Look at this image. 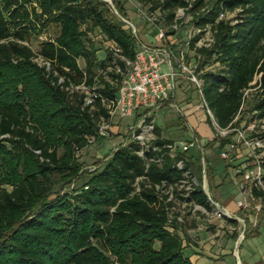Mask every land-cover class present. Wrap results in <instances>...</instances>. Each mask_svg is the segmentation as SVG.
I'll return each mask as SVG.
<instances>
[{"label": "trees", "instance_id": "obj_1", "mask_svg": "<svg viewBox=\"0 0 264 264\" xmlns=\"http://www.w3.org/2000/svg\"><path fill=\"white\" fill-rule=\"evenodd\" d=\"M138 1L158 11L167 25L187 5ZM115 8L127 16L121 0ZM189 12L195 26L210 25L214 35V43L197 52L203 97L216 124H240L235 119L244 91L259 74L250 110L264 119V0H195ZM223 13L234 17L221 18ZM96 31L135 59L132 31L103 0H0V264H193L184 252L185 231L171 223L175 204L165 192L174 187L181 201L208 212L213 207L200 177L188 196H180L176 185L184 173L191 169L197 177L201 168L189 153L172 157L167 145L174 142L160 128L157 150L145 149L141 157L137 143L118 146L79 193L51 198L55 175L66 182L79 177L76 152L93 137L102 139L99 123L108 119V104L117 96V86L103 72L121 77L107 71L112 54L98 56L100 47L91 38ZM211 64L219 67L206 70ZM82 84L95 94L92 105L75 90ZM253 194L262 196L255 188Z\"/></svg>", "mask_w": 264, "mask_h": 264}, {"label": "built area", "instance_id": "obj_2", "mask_svg": "<svg viewBox=\"0 0 264 264\" xmlns=\"http://www.w3.org/2000/svg\"><path fill=\"white\" fill-rule=\"evenodd\" d=\"M127 1L136 9L140 20L144 21L146 26L157 32V41L156 44H145L142 42L138 37L135 25L130 22L127 16L121 14L115 6L111 5L114 15L132 31L136 39L137 49L135 59L129 60L123 55L122 49L115 42L110 40L102 41L108 53L112 54L113 57V65L108 67L107 71L114 69L115 73L120 75L121 79H112L106 74V71L103 72L104 79L110 84L117 86V96L108 104V119H101L97 132L98 136L107 138L109 137L111 126L117 127L120 122L126 119H132L133 124L128 126L127 129L128 137L119 146L137 143L142 147L141 151L138 152V155L141 157H144L145 149L157 150L154 146V141L158 137L156 130L158 128L157 117L160 110L166 107L164 103L169 101L168 106L174 108L182 117L183 113L177 104L176 93L182 82H189L198 92L201 108L205 111L207 118L209 117L211 119L218 137L228 140L227 146L230 147L229 151L237 152L241 147L246 148L252 151V155L255 158L252 166L238 171V174L240 173L242 178L239 189L246 197L244 202L238 203V208H247L248 203L255 199H259L264 203V167L260 161L264 151V139L261 137H251V133L256 128V122H264V119H257L255 117L257 112L253 111L250 123L247 126L246 124L241 126L245 120L239 125L227 129H221L216 124L213 113L203 97L202 74L204 70L199 69L202 55L197 52V49L210 47L214 43V35L210 25L203 28L195 26L194 16L189 12L195 0H185L187 5L179 7L176 10L174 20L168 25L162 17L160 18L161 15L158 11L151 12L149 10L150 6L144 5L138 0ZM158 15L160 16L158 17ZM230 15L223 13L221 14V18L229 19ZM183 28L186 29L187 34L182 40V43L179 44L176 38L182 35ZM193 43L194 47H192ZM118 60L122 63L125 70L118 63ZM165 66L167 67L166 71H164ZM260 79L261 74L257 75L251 83L250 86L252 88L244 91L242 106L235 119L236 122L242 121L241 113L245 106L246 97L251 90H257L259 88V85H256L260 82ZM60 82L63 81L61 80ZM75 90L86 95V105L93 104L95 94L85 84L77 86ZM118 132L120 133V131ZM194 137L196 139L195 133ZM92 139L96 140L94 137ZM193 146L194 144L189 142L182 144L181 148L178 142H174L167 145V148L170 150V155L175 157L179 153H189L190 148ZM229 151L223 152L221 157L226 160L229 157ZM177 167L183 169L184 161L178 160ZM206 174L207 172L204 167V178H206ZM183 176L184 178L176 185V190L182 197H186L195 186L199 185V181L191 169L187 170ZM206 186L202 184L213 210L208 212L201 206L190 205L202 210L207 215L211 213L220 219L230 217V213L213 200ZM254 188L262 193V196L257 198L253 194ZM156 189L159 190L160 186H156ZM165 194L168 196V201L175 204L178 198H176L174 187L169 188ZM245 232L246 230L242 232L241 240L244 239Z\"/></svg>", "mask_w": 264, "mask_h": 264}, {"label": "rangeland", "instance_id": "obj_3", "mask_svg": "<svg viewBox=\"0 0 264 264\" xmlns=\"http://www.w3.org/2000/svg\"><path fill=\"white\" fill-rule=\"evenodd\" d=\"M103 1L107 2L111 7V5L115 6L116 1L120 0ZM121 1L124 3L127 18L136 27L139 39L145 44H156L157 32L146 26L144 21L140 20L136 13V9L130 2H127V0ZM233 17L234 15L229 16L230 19ZM56 32L57 28L53 25L49 31V34L53 37ZM181 34V36L176 38V40L179 41V44H181L182 40L186 37V29L183 28ZM91 38L100 47L98 56L101 59L104 58L105 55L108 54V51L104 47L101 35L98 31H96L92 33ZM32 48L34 51H37L38 44L36 41H33ZM34 62L38 63L40 66L43 65L40 60H35ZM79 64L81 67H84L82 60L79 61ZM218 67V64H211L205 69L214 70ZM166 70L167 67L165 66L164 71ZM255 93L256 90H251L246 97L245 106L241 113V122L244 120L245 121L241 124V126L245 124L247 126L250 123L252 116L250 107ZM176 101L183 113V116L181 117V115H179L174 110V108L168 106L169 101H166L164 103L166 107L160 110V113L157 117L158 128H160L164 139L178 142L181 148L182 144L184 143L192 142L194 144V146L190 148L189 155L197 162V166L201 168V172L196 173L197 178H201V182L204 186L209 185L210 195L213 197L214 201H216L221 206L234 210L232 207H238V203L244 202L246 198L239 189L240 180L236 174V170L239 171L248 166H252V164L255 162L252 151L241 147L237 152H231L229 151L230 147L227 145L223 148L220 147V144L225 139L218 137L216 130L207 121L205 111L201 108L199 94L189 82L181 83L180 88L176 93ZM131 124H133V120L126 119L123 122H120L117 127L111 126L109 137L99 140L90 139V143L86 148L77 151L76 159L81 165L79 177H76L72 180H67L66 182L62 175H55L53 177L54 187L51 198H54L57 195L70 196L79 193L80 189L83 187V185H85L88 178L101 168L104 161L111 156L115 148L126 141L128 137L127 129ZM118 131H120V133ZM194 133L196 134V139L194 137ZM263 133L264 122L257 121L256 128L254 132L251 133V137H262ZM225 151H229V157L226 160L221 157L222 153ZM62 152L63 151L60 150L59 153L62 154ZM261 157V165L264 167V151ZM204 167L207 172L206 178L203 177ZM211 176H213L214 183L211 182ZM136 186L139 187V181H137ZM206 189H208L207 186ZM174 206L175 207L171 212V223L185 231L184 233L187 235L186 240L188 241L190 238L187 230L190 229L192 225H195L198 219L203 221V219L209 218L210 216L202 210L194 208L190 204H185L180 199H177ZM241 210H245L246 212L248 210L251 214H256L257 212L259 213V211L264 213V203H262L259 199L251 200L248 203L247 208ZM240 223L241 235L244 231L243 229L245 223L248 224V226H250V223L248 221H241ZM257 231L260 233V235H262L260 237L262 245L259 247V249H261L264 245V216L260 220V227ZM253 238L254 237L249 236L245 243H242L243 247H241L242 251L240 256L242 260L244 255L243 251L245 249L247 250L248 244L252 245ZM155 248H158V244L155 245ZM232 259L235 264L236 258L234 259L232 257H229L226 263L233 264Z\"/></svg>", "mask_w": 264, "mask_h": 264}, {"label": "crops", "instance_id": "obj_4", "mask_svg": "<svg viewBox=\"0 0 264 264\" xmlns=\"http://www.w3.org/2000/svg\"><path fill=\"white\" fill-rule=\"evenodd\" d=\"M236 174L238 176V170ZM211 177V182L214 183L213 176ZM238 178L240 180L239 176ZM207 188L210 193L209 185ZM224 208L230 213V217L220 219L209 214V218L203 221L198 219L195 225L187 230L190 239L185 242V254L193 264H227L229 257L236 258L235 264H264V245L259 249L262 245L260 239L262 235L257 231L264 213L251 214L248 210L246 212L235 206L232 207L234 210ZM241 221L250 223V226L246 223L244 225L243 230L246 232L242 240L240 238ZM249 236L254 237L252 245H247L248 248L243 251L242 260L240 258L242 243H245ZM232 263L234 264L233 259Z\"/></svg>", "mask_w": 264, "mask_h": 264}]
</instances>
